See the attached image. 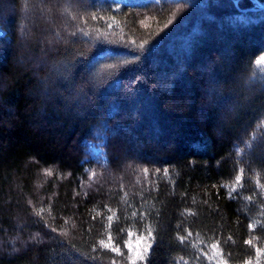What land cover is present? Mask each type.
<instances>
[{"label": "trees", "instance_id": "trees-1", "mask_svg": "<svg viewBox=\"0 0 264 264\" xmlns=\"http://www.w3.org/2000/svg\"><path fill=\"white\" fill-rule=\"evenodd\" d=\"M261 6L0 0V264H264Z\"/></svg>", "mask_w": 264, "mask_h": 264}, {"label": "rangeland", "instance_id": "rangeland-1", "mask_svg": "<svg viewBox=\"0 0 264 264\" xmlns=\"http://www.w3.org/2000/svg\"><path fill=\"white\" fill-rule=\"evenodd\" d=\"M235 4H237L236 1H235ZM90 154L94 156L93 159H96L100 162H103V156L101 155V152H100L98 147H93L92 150H90ZM90 182H92V181H90ZM141 237H145V236L137 235L134 233H131V235H128L126 246L131 245V248H129L127 246V249L129 252V260H130V256L135 255L136 251L138 249L142 252L143 248L150 243L148 239L144 240V239H141ZM148 250H149V248H148ZM138 261H139V259H137L136 262H138ZM130 263H131V260H130Z\"/></svg>", "mask_w": 264, "mask_h": 264}, {"label": "snow or ice", "instance_id": "snow-or-ice-1", "mask_svg": "<svg viewBox=\"0 0 264 264\" xmlns=\"http://www.w3.org/2000/svg\"><path fill=\"white\" fill-rule=\"evenodd\" d=\"M108 27L111 28L112 25L109 24ZM258 63H260V62L258 61ZM236 180H237V182L239 183V181H240V177L238 176V177L236 178ZM107 219L111 222L112 219H113V217H112V216H108ZM249 227L251 228L252 226L249 225ZM129 235H131V233H129ZM151 237H152V232L149 231L147 237H141V239L147 240V239H149V238H151ZM183 239H184V238L181 237V240H183ZM111 243H112V238H111V236H109V238H108V243H107V244H106L103 240L100 241V244H101L103 247H105V248L109 247V246L111 245ZM245 243H247V244H252V241H251V240H249V241H245ZM127 246H128L129 248H131V245H127ZM150 246H151V245L148 244V245H146V246L143 248V251H142V252L138 249V250L136 251V254H135V255L130 256L131 264H136L137 259H139V260H143L144 257H145V254H147V252H148V248H149ZM112 251L119 253V248H118V247H113V248H112ZM258 251H259V250H258Z\"/></svg>", "mask_w": 264, "mask_h": 264}, {"label": "bare ground", "instance_id": "bare-ground-1", "mask_svg": "<svg viewBox=\"0 0 264 264\" xmlns=\"http://www.w3.org/2000/svg\"><path fill=\"white\" fill-rule=\"evenodd\" d=\"M264 6H261V8H263Z\"/></svg>", "mask_w": 264, "mask_h": 264}, {"label": "water", "instance_id": "water-1", "mask_svg": "<svg viewBox=\"0 0 264 264\" xmlns=\"http://www.w3.org/2000/svg\"><path fill=\"white\" fill-rule=\"evenodd\" d=\"M264 8V7H263Z\"/></svg>", "mask_w": 264, "mask_h": 264}]
</instances>
